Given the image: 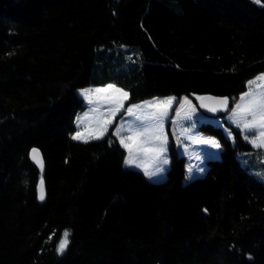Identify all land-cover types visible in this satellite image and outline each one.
Listing matches in <instances>:
<instances>
[{
  "label": "trees",
  "instance_id": "trees-1",
  "mask_svg": "<svg viewBox=\"0 0 264 264\" xmlns=\"http://www.w3.org/2000/svg\"><path fill=\"white\" fill-rule=\"evenodd\" d=\"M261 73L264 0H0V264H264V181L237 155L264 148L240 129L204 124L221 156L186 183L174 147L153 182L114 127L72 139L80 88L224 96V117Z\"/></svg>",
  "mask_w": 264,
  "mask_h": 264
},
{
  "label": "rangeland",
  "instance_id": "rangeland-1",
  "mask_svg": "<svg viewBox=\"0 0 264 264\" xmlns=\"http://www.w3.org/2000/svg\"><path fill=\"white\" fill-rule=\"evenodd\" d=\"M261 74H259L257 77L261 76ZM257 77L252 79L253 81H255V83L252 85L248 84V89L245 92L249 91V89L251 88L253 95L257 99H259L260 95L264 94V77H262L259 80L256 79ZM111 85H114L115 88L123 89L115 84H111ZM96 88L103 89L105 88V86H100V87L87 86L80 88L78 92L81 95L82 90L96 89ZM123 90L127 92L129 96L127 99L122 101L123 107L120 108V111H114L117 107H119V103H117V101L120 100V94L115 92L114 90L110 89L100 93H93L90 99L85 98L84 96L81 95L84 99V103L86 104V108L81 110L76 116L75 123L77 130L74 134L79 132L84 139L76 140V141L94 140L95 138L92 137L99 135L101 131H104V135H103L104 137L111 127H114V133H115L116 129L121 124H123L125 127V131H122L120 133V136L117 135L115 136L119 140L120 144H121V138H124V143L130 146L126 148L121 144L126 152L124 165L126 167L136 169L142 172L143 174H144V169H148L149 171H151L155 163V155H156L153 149L157 147V143L154 141L153 130L150 127L149 130L143 136H141L139 134L141 130L135 129L132 133V139H128V134L126 131L127 123L133 121L134 117L127 115L126 109L130 105H137V104L144 105V102L146 101H157V100L166 101L168 98H174L171 108L167 110L168 118L164 120L163 129H162L163 133L167 134V152L165 155L167 156L169 163L168 165L165 166L166 171L163 173L162 178H153L150 181L161 182L166 179V174L171 159L170 156L171 147H174L176 153L179 156L185 157V178H184L185 183L197 177H201L205 174L206 171L202 174L195 176V178L193 179H186L188 169L190 167L195 169L198 166H202L207 170L208 168L207 160L220 158L221 156L220 154L221 148L218 150L209 144L194 142L197 139H211L219 142V140L215 136L206 133L202 129V126L204 124L213 123L216 126H221L225 134L233 142H235L234 139L235 133L228 124L238 128L236 123L230 116L232 110L236 109V104L234 108H232L230 112L226 114L224 117L210 116L205 114L194 102V100L186 95H183L181 97L176 95L156 96L146 100L129 102L130 93L125 89ZM250 99H252V96L245 98V100L243 101L240 100L239 104L242 107H245L247 106L248 100ZM104 107H106L107 110H102ZM177 110L179 111V116H177ZM134 111L136 112L137 115H144L146 113H153V112L158 113L159 111H161V109L142 107L141 109H136ZM186 113H190L192 115L191 121L182 119V117ZM240 115L243 116L244 113L240 111ZM173 120H175L176 123H173L172 122ZM109 121H111V123H108ZM238 129L241 130V128ZM185 131L186 134L181 135V133ZM229 133H231V135H229ZM155 134L159 135L160 134L159 130H157ZM243 135L244 133L242 132V137ZM252 139H255V137L250 135L249 140ZM249 140H245V141L249 142ZM259 147L264 148V145L257 146L255 148H259ZM130 155L131 158L135 161V163L131 166L125 164V160L128 159ZM237 155L244 166L248 167V169L252 173L256 174L258 178L264 181V159L258 158V156L247 155V152L242 150H238ZM197 156L200 157L199 160L196 159ZM146 178L149 180L147 176Z\"/></svg>",
  "mask_w": 264,
  "mask_h": 264
},
{
  "label": "snow or ice",
  "instance_id": "snow-or-ice-1",
  "mask_svg": "<svg viewBox=\"0 0 264 264\" xmlns=\"http://www.w3.org/2000/svg\"><path fill=\"white\" fill-rule=\"evenodd\" d=\"M255 3L260 4L261 0H255ZM262 77H264V74H261V76L257 77L256 79L259 80ZM255 81L249 80L248 84L252 85ZM259 87V86H258ZM114 90L115 92L120 94V100L117 101L119 103V107H117L114 111H120V108L123 107L122 101L127 99L129 94L125 92L123 89L115 88L114 85H106L105 88H96V89H85L81 91V95L85 98L90 99L91 95L93 93H100L104 92L106 90ZM252 96V99L248 100V104L245 107H242L240 104L236 105V109L232 110L230 113L231 118L234 120L238 128H241L242 132L244 133L243 138L245 140H249V136H254L255 139L249 140V142L254 146H261L264 145V94L260 95V98L257 99L252 92V89L250 88L249 91L245 92L241 96V100H245V98ZM187 99V98H185ZM198 99H204L202 97H199ZM174 98H168L166 101L164 100H157V101H146L144 102V105H130L126 109V114L129 116L134 117L133 121L127 123V134L128 139H132V133L135 129H140V135L143 136L151 127L153 130L154 135V141L157 143V147L153 149L155 152V163L153 166V169L149 171L148 169H144V175L149 178V180H152L153 178H162L163 173L166 171V165H168L169 161L167 159V156L165 155L167 152V134L163 133V122L166 118H168L167 110L171 108L172 102ZM227 101L228 98L224 97L220 99V104L223 106V108L227 109ZM203 106V105H202ZM142 107L147 108H159L161 111L153 112V113H146L144 115H137L134 110L141 109ZM211 111L215 112L217 111L216 108L210 109ZM240 110L244 113L243 116L240 115ZM194 111V110H193ZM114 114V113H113ZM177 116H179V111L177 110ZM250 117V118H249ZM182 119L185 120H192V115L190 113H186ZM173 123H176L175 120L172 121ZM108 123H111L109 121ZM159 130L160 134L156 135V131ZM106 131V129H105ZM122 131H125V127L123 124H121L115 131L114 135L120 136V133ZM187 131V130H186ZM185 132H182L181 135H185ZM104 135V131H101L99 135L92 137L95 139H100ZM231 135V133H229ZM72 139L74 140H81L84 139L80 133H76L72 136ZM259 141V144H258ZM84 142H87L85 140ZM195 143H202V144H209L212 147L216 149H220L221 145L219 142L211 139H197L194 141ZM121 144L128 148L130 147L128 144L124 143V138H121ZM32 159L36 161L37 163H40L41 169L43 168L42 160H37V156L39 154V150L36 148H33L31 150ZM197 160L200 159L199 156L196 157ZM135 161L131 158V155L128 159L125 160L126 165H133ZM206 171V169L202 166H198L197 168L193 169L190 167L188 169V173L186 176V179H193L195 176L202 174ZM41 184V194L39 196L40 200H44L45 196L42 190L43 185V179L41 178L40 181ZM207 209H205V212ZM68 236L69 233L67 230L63 233V238L60 240L56 251L58 254H63V252L66 250L68 246Z\"/></svg>",
  "mask_w": 264,
  "mask_h": 264
},
{
  "label": "water",
  "instance_id": "water-1",
  "mask_svg": "<svg viewBox=\"0 0 264 264\" xmlns=\"http://www.w3.org/2000/svg\"><path fill=\"white\" fill-rule=\"evenodd\" d=\"M200 97H202L204 99H198V107L205 114L210 115V116H220L225 111V109L223 108V106L219 102L220 99L224 98V96H219V95H214V94H204V95H201ZM227 105H228V101H227ZM212 108H216L217 111H215V112L211 111L210 109H212ZM36 149H38V148H36ZM30 156H31V160H32L33 164L36 167H38L39 169H41L40 163H37L36 161H34L32 159L31 152H30ZM37 160H42V164H43V167H44V161H43V158H42L40 150H39V154L37 156ZM42 190H43V193H44V196H45L46 194H45L44 182H43V185H42ZM38 194H39V196L41 194V184H40V182L38 184ZM44 200H45V198H44Z\"/></svg>",
  "mask_w": 264,
  "mask_h": 264
},
{
  "label": "crops",
  "instance_id": "crops-1",
  "mask_svg": "<svg viewBox=\"0 0 264 264\" xmlns=\"http://www.w3.org/2000/svg\"><path fill=\"white\" fill-rule=\"evenodd\" d=\"M256 77H257V76H256ZM243 94H244V93H242V94L240 95V98H239L238 102L236 103V105L239 104V102H240V100H241V96H242Z\"/></svg>",
  "mask_w": 264,
  "mask_h": 264
},
{
  "label": "built area",
  "instance_id": "built-area-1",
  "mask_svg": "<svg viewBox=\"0 0 264 264\" xmlns=\"http://www.w3.org/2000/svg\"><path fill=\"white\" fill-rule=\"evenodd\" d=\"M102 110H107L106 107H104Z\"/></svg>",
  "mask_w": 264,
  "mask_h": 264
}]
</instances>
